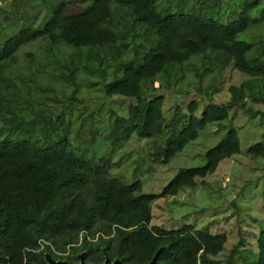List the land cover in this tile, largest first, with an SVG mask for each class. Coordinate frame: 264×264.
Wrapping results in <instances>:
<instances>
[{"label": "trees", "instance_id": "1", "mask_svg": "<svg viewBox=\"0 0 264 264\" xmlns=\"http://www.w3.org/2000/svg\"><path fill=\"white\" fill-rule=\"evenodd\" d=\"M197 58L200 83L229 66L247 78L231 84L222 103L198 113L192 99L165 117L164 98L154 93ZM94 87L107 99H134L123 113L106 111L102 136L89 109L77 127L69 115L83 89ZM67 88L70 102L54 109L48 90ZM197 88L209 96L220 90ZM247 98L264 105V0H0V263L46 264L49 253L70 264L79 255L88 263L148 264L156 254L154 264H220L214 256L224 249V232L161 227L152 205L239 153L236 127L205 151L202 165L180 168L160 192H144L133 171L127 181L113 174L126 157L114 152L135 135L149 139L151 170L168 164L236 106L264 123V108ZM86 122L90 136L81 139ZM248 154L264 156V139ZM256 241L251 261L244 244L223 264H264V226Z\"/></svg>", "mask_w": 264, "mask_h": 264}, {"label": "rangeland", "instance_id": "2", "mask_svg": "<svg viewBox=\"0 0 264 264\" xmlns=\"http://www.w3.org/2000/svg\"><path fill=\"white\" fill-rule=\"evenodd\" d=\"M26 49H29V46L25 47ZM193 63L191 61L184 64L183 77L174 82L172 80L168 88L162 79L154 82L155 87L161 82L164 84V87L154 94L163 96V112L167 118L171 116L176 104L184 108L192 99L197 100L200 105L198 113L202 111L203 105L210 102L222 103L229 98L228 87L247 78L246 75L229 66L221 72L205 74L200 83L193 67L201 65V61L197 58ZM213 84L219 86L220 90L211 96L201 93L197 88L201 85L210 90ZM69 92L70 88L63 91L56 89L55 92L48 90L50 105L57 109L66 101L70 102L67 97ZM32 93L34 94L33 91ZM80 96L82 102L73 104L69 114L71 123L77 127L81 119V111L89 109L99 127L97 130L99 136L104 133L101 125L104 123L106 111L110 107H115L119 109V113H123L128 104L134 100L124 96L107 99L101 89L95 87L90 90L83 89ZM246 101L254 107L264 108L263 104H254L249 98ZM88 122L79 133L81 139L90 136L86 134ZM230 126L237 129L240 139L239 153L222 159L217 169L212 174L198 179L194 187L184 189L176 195L157 198L152 205V222L161 227L181 228L190 223L196 228H205L213 233L224 232L227 235L224 249L214 256L220 264L224 263L236 245L238 249L239 247L242 249L244 244L245 247L247 246L244 255L248 257V261H251L253 251L257 249L256 234L258 235L264 226V156L248 154L251 145L264 139V123L259 116L249 114L241 106L234 107L229 111L226 120L208 124L199 131V136L188 142L168 164L157 165L152 170L148 159V147H146L149 139H139L133 135L129 142L115 148L114 159L120 155L126 157L112 171L113 174L125 173L126 180L120 177L124 181L128 180L133 171L143 180L144 192H160L180 168L202 165L205 162V151L223 138ZM70 132L74 133V130L70 129ZM106 147L107 145H100V149ZM130 159L133 164L127 162ZM242 237L244 241L241 243L239 241ZM81 256L79 255L77 264H82ZM46 257L48 259L51 256L46 253ZM236 263L241 264V259Z\"/></svg>", "mask_w": 264, "mask_h": 264}, {"label": "water", "instance_id": "3", "mask_svg": "<svg viewBox=\"0 0 264 264\" xmlns=\"http://www.w3.org/2000/svg\"><path fill=\"white\" fill-rule=\"evenodd\" d=\"M157 259V254L152 258V260L148 264H154ZM82 264H96V263H88L83 260V256H81ZM1 264V263H0ZM46 264H70L67 260H55L53 257L47 259ZM99 264H122L119 259H114L113 261H109V259H105L102 263Z\"/></svg>", "mask_w": 264, "mask_h": 264}]
</instances>
